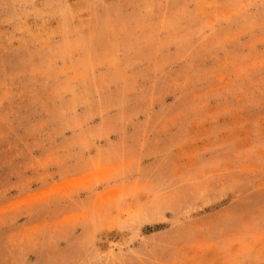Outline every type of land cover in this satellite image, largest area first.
I'll return each mask as SVG.
<instances>
[{
	"label": "rangeland",
	"instance_id": "1",
	"mask_svg": "<svg viewBox=\"0 0 264 264\" xmlns=\"http://www.w3.org/2000/svg\"><path fill=\"white\" fill-rule=\"evenodd\" d=\"M0 264H264V0H0Z\"/></svg>",
	"mask_w": 264,
	"mask_h": 264
}]
</instances>
